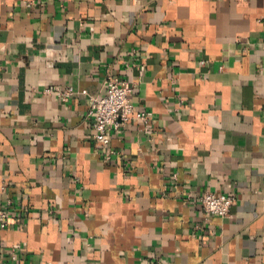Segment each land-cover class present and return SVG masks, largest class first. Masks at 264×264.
Masks as SVG:
<instances>
[{
	"label": "crops",
	"instance_id": "1",
	"mask_svg": "<svg viewBox=\"0 0 264 264\" xmlns=\"http://www.w3.org/2000/svg\"><path fill=\"white\" fill-rule=\"evenodd\" d=\"M2 213L0 264H264V0H0Z\"/></svg>",
	"mask_w": 264,
	"mask_h": 264
},
{
	"label": "built area",
	"instance_id": "2",
	"mask_svg": "<svg viewBox=\"0 0 264 264\" xmlns=\"http://www.w3.org/2000/svg\"><path fill=\"white\" fill-rule=\"evenodd\" d=\"M105 94L100 98L90 97V105L87 112V118L91 121L94 131L93 140L108 150L110 146V135L117 133L119 129L127 124L131 119L132 105L130 96L132 88L130 83L123 77L109 76L105 80ZM54 91L50 89L49 93ZM86 94V92H82ZM73 95L71 89L61 94L62 100H67ZM138 121L146 122L150 119L147 112H139L135 115ZM105 159L110 160L109 154L104 152ZM200 205L202 211L212 217L226 218L230 214L234 199L226 195H214L212 193H203L195 200ZM7 214H0V227L5 228ZM16 257H11V264H14Z\"/></svg>",
	"mask_w": 264,
	"mask_h": 264
}]
</instances>
